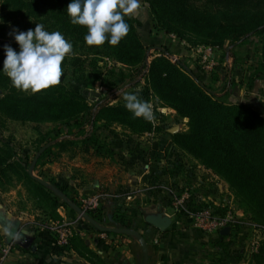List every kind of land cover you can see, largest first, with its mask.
<instances>
[{"label":"rangeland","instance_id":"rangeland-1","mask_svg":"<svg viewBox=\"0 0 264 264\" xmlns=\"http://www.w3.org/2000/svg\"><path fill=\"white\" fill-rule=\"evenodd\" d=\"M34 1H36L35 6L32 5L31 0H0L1 72H3V62L6 58L4 46L9 45L17 52L20 50L14 36L9 35L13 28L19 31L34 30L36 23H38L37 21H39V23L44 24L46 30L57 31V28L51 26L52 20L45 13L47 8H49L47 4L49 1ZM140 2L142 4V11L131 18L137 21L139 35L147 46L144 49L143 62L131 63L130 59L133 53L136 52L135 46L130 39H125L124 41L122 39L116 46L117 50L109 48L105 50L104 45L94 46L93 49H98V51L89 50L85 43L76 40L73 46V54L66 57L62 63L63 75L59 85L63 86L65 90L82 96L87 103H90V101L95 100L110 90H116L117 97L109 105H119V107L128 111L124 107V101L120 93L134 92L139 89L142 99L153 104L154 119L150 122L151 131L142 134H133L130 128L124 124L141 125L144 122L143 120L140 123L130 118V116L124 117L115 113L114 115H110L105 110L104 114L111 116V118L107 120L102 119L98 122L97 133L100 136V140L104 142V146L110 150L111 154L105 153L106 156L112 155L113 157H117L118 155L117 159L121 161V164H125V171L128 170L130 160L133 158L124 156L125 152L123 151H125V146L130 147L134 144L139 146L140 143L149 145L157 144V147L151 149L139 161L138 169L144 170L145 166L150 168L151 171H148V176L145 178L144 183H148V191L154 195L152 199L158 200V204L162 201L163 204H159L161 206L163 205L162 210H157L155 213L149 212L148 209H137L136 211L130 212L127 208L116 206L121 201L125 205L126 200L119 199L116 204L113 203L106 206L105 216L107 220L104 223L97 222L102 225L119 226L112 219L114 211L118 210L119 213L127 214L125 218L130 220L129 223H131L132 227L126 228H134L142 233L144 237L150 236L151 246L147 245V248H149L150 253L155 255L157 249H161L159 248V245L163 243L161 242V238L174 230L179 229L181 232L192 231V233H196L195 231H197L203 235L196 229H194L195 231L192 230V217L189 213H193L194 211L191 209L196 210L208 207L220 216L225 215L228 211L232 219L236 221V231L227 234L229 238L225 239L220 246L218 245L219 250L215 247V256L209 263L264 264V234H261L260 231H255L250 226L252 223L258 224L260 222H254L251 218L253 216L252 213L237 202L233 190L223 177L205 167L199 159L175 143L177 134L188 131V118L181 116L173 107L166 104L158 93L153 90L148 77L149 65L154 58L161 55V50L155 48V46L161 47L160 44H163V42L172 44L173 47L176 44L181 45L185 53L188 52L189 58L187 57V59L192 61V65H198L202 73H206L210 79H215L213 83L207 80V84L215 91H219V87L225 77L221 78L222 82L220 84L216 80L225 71V68L231 64V58L227 57L226 62H228L226 63L223 61L225 57H222L223 50L219 47L215 46L213 48L214 50L208 52L204 50L207 47L204 46L205 44H198L200 46H196L197 44L193 43L194 37L187 35L181 37L174 31H166L159 23L154 21L149 3L145 0H140ZM195 5H199L201 9H204L206 4L203 1H195ZM126 19L131 20L128 17ZM75 28L78 29V35H80L82 40L85 35L84 28L80 25H75ZM248 47L250 56L246 57L244 50ZM260 47L261 43H257L254 46H238L235 48L237 54L244 57L241 62L242 71L239 72L242 80L238 81L241 87L240 89L244 94L248 91L247 87H249V81L253 79V75H256L257 72L264 75V71L257 70V63L260 60ZM205 54L207 56L211 55L209 61H212V64H209V61H205L206 63L202 62L203 60L201 58ZM168 59L170 62L176 63L180 58L176 54H170ZM142 63H146L147 66L138 78L136 77L134 80H131L129 77H126L129 70ZM162 75L164 76V73ZM235 75L236 70L233 71V77L234 79L239 78V76L236 77ZM11 86L10 80H6L4 86H0V96L3 95V89ZM262 99L264 101V95ZM224 101L226 100L224 99ZM256 110L259 111L258 109ZM259 112L264 117V112ZM121 119L125 123L118 121ZM58 123L59 121L55 119L19 120L0 116V147L8 145L15 149L18 157L26 155L28 157L26 164L28 172L33 158L39 149L43 145L51 142L48 146V148L51 147V153L36 160L33 165V173L40 179L47 181L61 193L65 194L63 191L65 190L68 194L65 195L67 197L71 196L73 198L71 200L80 206L78 201L79 195H93L100 192L87 194L75 191L77 185L65 181V174L71 171L75 173L73 167L71 169V163H79L81 160L83 162L87 160L85 163H89V169L92 175L104 173L99 170L100 167H95V163H98L96 162L97 160L87 155L91 151L92 153L90 155L92 157L103 158L105 155L96 153L93 149H90L88 152L83 151L79 140L72 142L65 141L64 138L66 136L61 135L64 129L55 131L60 126ZM67 138H71V136H67ZM63 140L65 141L63 147L59 148L54 146ZM116 145H119V148L114 152ZM112 146L113 148H111ZM118 160H116L117 163L119 162ZM103 161L101 160L102 163ZM54 167L60 168V172H55ZM6 175H0V216L11 218L14 223H18V226L21 223L25 225L29 223L33 227L35 225L34 230L39 229L47 235H51L54 237L55 242L57 236L56 227L65 225L69 220L74 224L73 228L71 227L70 236L73 235L75 228L78 229V233L80 232L79 227L81 226L85 227V229L93 228L79 218L54 191L42 184V189L34 187L32 182L25 179L20 169L9 170L6 172ZM32 180L37 182L34 179ZM184 189H188L189 191L188 197L183 198L186 209H190L187 212L180 208H175L174 205L175 197L182 198ZM157 192L162 194L159 197L160 199L155 197ZM106 196L104 194L100 198L98 206L102 205L101 203H105ZM57 203H63L64 206H58L56 205ZM156 220L163 222L162 227L159 228L155 225ZM256 220L262 221L260 218H256ZM258 225L264 226V223ZM52 226L55 229L51 228ZM239 228L241 230L237 231ZM93 231L98 232L102 237L106 234H113L130 239L132 242L131 245H133L138 254V258L140 259L142 256L138 243L133 241L128 235L98 230ZM259 236L263 238L260 240L257 250H253L252 241L258 239ZM204 237L211 244H215L217 241V236L215 238H209L210 236ZM180 239L183 238L181 237ZM181 243H184V241L181 240ZM7 244L10 245L8 249L10 252L23 248L15 240L7 243L5 234L0 230V257L7 250ZM25 250L27 251V249Z\"/></svg>","mask_w":264,"mask_h":264},{"label":"trees","instance_id":"trees-1","mask_svg":"<svg viewBox=\"0 0 264 264\" xmlns=\"http://www.w3.org/2000/svg\"><path fill=\"white\" fill-rule=\"evenodd\" d=\"M31 1L35 6L36 1ZM38 1H49L47 3L49 8L45 13L52 20L51 26L63 32L73 46L76 40L85 43L67 15V6L71 0ZM145 1L149 3L154 21L166 31H174L181 37L184 35L194 37L193 43L197 44L196 46H200L198 44L217 46L223 50V58L226 56L231 58V65L223 71L225 78L219 91H215L207 84L208 77L200 71L198 65V67L192 65L184 56L176 63L170 62L168 56L176 54L175 51L180 49V45L174 48L163 43L160 44L163 48V51H160L161 55L154 58L149 65L148 77L153 90L166 104L173 107L181 116L188 118V131L177 134L175 143L199 159L205 167L223 177L233 190L237 202L252 213V220L264 223V117L259 112H264V101L249 93L252 88H256V80L264 75L258 72L253 75V79L249 81L250 90L243 98L238 96L239 86L233 77L235 66L242 71L240 65L244 57L237 54L235 48L238 46H254L261 43L257 70L264 71V0ZM195 1H203L206 4L204 9L195 5ZM210 8L212 9L209 10ZM130 19L125 18L130 25V31L123 41L130 39L135 46L136 52L130 59L134 64L143 62L144 49L147 46L139 35L137 21ZM82 27L86 35L87 28ZM103 45L105 50L106 48L117 50L116 46H110L107 42ZM87 47L89 50L98 51L93 49L94 46ZM244 54L246 57L250 56L249 47L245 48ZM146 66V63L138 65L129 70L126 77L131 80L138 78ZM6 80H9L8 77L0 71V86H4ZM115 92L116 90H110L87 103L82 96L65 90L61 85H53L35 94L18 91L11 86L3 89V95L0 96V116L19 120H58L60 126L58 125L55 131L64 129L61 135L66 136L65 141L79 140L83 151L93 149L102 155L111 154L97 133L98 122L111 118L104 114L105 110L110 115L115 113L124 117L130 116L138 122L143 120L144 122H140L142 126L124 124L133 134L151 131L149 121L134 118L132 113L119 105H109L117 97ZM118 121L125 123L123 119ZM64 140L54 146L63 147ZM49 153L51 147L44 149L39 159ZM27 160L26 155L18 157L13 147L1 146L0 175L7 176V171L20 169L26 180L32 182L34 187L42 189L41 184L29 177ZM63 191L67 194L65 190ZM69 198L73 199L71 196ZM56 205L64 206L63 203ZM89 214L98 222L104 223L107 220L102 205L89 211ZM126 215L115 210L112 219L119 226L132 227L130 220L125 218ZM256 218L262 221H257ZM240 230L239 228L237 231ZM227 238L228 235L219 234L216 243L213 244L214 248L217 247L219 250L218 245L220 246ZM145 239L148 240L147 237ZM62 249H72L88 260L101 262L99 255L90 250L76 233H73Z\"/></svg>","mask_w":264,"mask_h":264},{"label":"crops","instance_id":"crops-1","mask_svg":"<svg viewBox=\"0 0 264 264\" xmlns=\"http://www.w3.org/2000/svg\"><path fill=\"white\" fill-rule=\"evenodd\" d=\"M163 43L168 44L169 46L172 45L166 42ZM174 46H176L174 48L178 47L177 44ZM175 52H177L176 55L179 58L182 56L189 58V55L187 54L188 52L185 53V50L181 45L180 49ZM226 59L227 56L223 61L226 62ZM234 70H236L235 76H239V78L234 79L235 83L239 86L238 96L239 98H243L250 88L248 89L247 87L248 91L245 92V94L242 92L240 89L241 87L238 84V81L242 80L238 66H235ZM205 76L208 77L206 73ZM223 77L222 73L219 78H217L216 82L220 84L222 82L221 78ZM208 81L213 83L215 82V79H210V77H208ZM255 84L256 88H252V91L250 90L249 93L257 96L258 99L263 100L264 77H259ZM115 147L114 152L119 148V145H116ZM155 147H157V144L155 143L153 145L140 143L139 146L136 144L130 147L125 146V151H123L125 152L124 156L127 158L133 157L131 159L133 161L129 159L130 165L128 166L127 171L124 169L125 164H121V161L117 159L118 155L117 157L105 155L103 158H99L92 157L90 155L92 151L91 153L88 152L89 155L87 156L95 158L97 160L96 162H98L95 163V167H100L101 169L99 168V170L104 173L92 175L89 169V163L86 164L85 162L87 160L84 159L85 162L81 160L82 162L80 161L79 163H71V169L73 167L75 173H72L70 170V173L65 174V181L77 185L75 191L80 193L84 192L90 194L94 192H103L105 196L107 195L105 203H101L105 210L107 205L113 203L116 204L119 199H125V205L123 204V201H121L116 206L127 208L130 212L136 211L137 209H148L149 212L155 213L157 210H162L163 205L161 206L159 204L163 203L161 201L158 204V200L156 201L154 198L152 199L154 195L148 191V183H144L150 168L145 166L144 170L138 169L139 161H141L142 158ZM111 148H113V146ZM118 152L120 153V151ZM131 153H133V155H131ZM101 160H104L103 163ZM116 160L119 162L117 163ZM54 171L59 173L60 168L54 167ZM156 194L155 197L159 198L162 196L161 193L157 192ZM27 224L28 225H25L24 223L20 224V227L29 233L24 240L18 241L23 248L10 252L3 264H141L142 256L140 259L138 258V254L133 245H131L132 242L130 239L123 236L106 234L102 237L98 232L93 231L95 229H85L83 226L79 227L80 232L78 233V229L75 228L74 233H78L83 239L84 244L87 245L90 250L99 255L101 262H93L80 256L72 249L63 250L62 246L55 242L54 237L47 235L39 229L34 230L33 228L35 225L33 227L29 225V223ZM192 230L195 231L193 228ZM195 232L196 233H192V231L181 232V230L178 229L165 235V237L161 238V242L164 244L161 243L159 245V248L161 249H157L155 255L148 250L149 264H211L209 262L215 256V248L213 244L209 243L210 241H206L204 235L199 234L197 231ZM147 237V245L151 246L150 236ZM181 237L183 239H180ZM181 240L184 241V243H181ZM16 246H18V244H16ZM25 249H27V251Z\"/></svg>","mask_w":264,"mask_h":264},{"label":"clouds","instance_id":"clouds-1","mask_svg":"<svg viewBox=\"0 0 264 264\" xmlns=\"http://www.w3.org/2000/svg\"><path fill=\"white\" fill-rule=\"evenodd\" d=\"M142 11L140 0H71L67 15L73 25L87 28L84 42L87 46H102L107 42L117 46L125 38L131 18ZM19 52L5 45L6 58L3 72L18 91L39 93L59 85L63 75L62 63L73 54V45L60 31H48L43 23H36L34 30L19 31L13 28ZM124 107L134 118L153 121V104L140 96V90L122 92ZM0 230L10 239L24 240L29 233L17 227L11 218L0 216Z\"/></svg>","mask_w":264,"mask_h":264},{"label":"built area","instance_id":"built-area-1","mask_svg":"<svg viewBox=\"0 0 264 264\" xmlns=\"http://www.w3.org/2000/svg\"><path fill=\"white\" fill-rule=\"evenodd\" d=\"M214 47L211 46H207L204 50L211 52ZM211 55L213 56V54L211 53ZM207 56L205 54V56H202V62L206 63L205 61H209V57L211 56ZM212 60V59H211ZM209 64H212V61H209ZM209 67V65H208ZM182 198H177L175 197V201H174V205L175 208H180L183 211H189L190 209H186L183 198L184 197H188L189 195V191L188 189H184L182 192ZM103 193H95L93 195H79V204L80 207L89 212L91 210H94L98 207L99 205V201L100 198L103 196ZM193 210V213H189V215H191L192 217V227L193 229L198 230L200 233H202L204 236H210L209 238H215L216 236H218L220 234V230L223 228H229V232L230 233H234L235 232V223L236 221L232 219V217L230 216V213L227 211L225 213V215L220 216L217 215L216 213H214L213 209L208 208V207H203V208H199V209H191ZM73 222L72 221H67L65 223V225H61L59 227H56V243L60 246L66 245L69 241V238L71 237V227L73 228ZM250 226L255 230V231H260L261 234H264V226L263 225H258V224H250ZM51 228H54L53 226ZM55 229V228H54ZM229 233V234H230ZM264 237V235H263ZM261 236L258 237V239H255L252 241V249L253 250H257L260 240L263 238ZM7 250L4 251V253L1 255L0 257V262H2L1 264L4 263V261L6 260L8 254L10 253V251H8V249L10 248V245L7 244L6 245Z\"/></svg>","mask_w":264,"mask_h":264},{"label":"water","instance_id":"water-1","mask_svg":"<svg viewBox=\"0 0 264 264\" xmlns=\"http://www.w3.org/2000/svg\"><path fill=\"white\" fill-rule=\"evenodd\" d=\"M155 48L163 51L162 47L155 46ZM51 144V142L43 145L38 153L34 156L33 161L28 169V173L32 179L37 181L38 183L48 187L52 191H54L61 199L64 201L70 209L83 221H85L87 224L93 227V229L98 230V231H103V232H112V233H122L126 234L129 237L132 238L133 241L137 242L140 249H141V254H142V261L141 264H149V254H148V248H147V242L142 233L137 231L134 228H126V227H119L115 225H102L98 223L95 219H93L89 213L85 210H83L79 205H77L74 201H72L69 197H67L65 194L61 193L58 189L55 187L51 186L47 181H44L37 177L33 173V165L36 162V160L39 158L40 154L43 152L44 149L48 148V146ZM152 223V222H150ZM154 223V222H153ZM17 227L18 223H15ZM155 225L158 226L159 228L162 227L163 222L161 220H156ZM229 233V228H223L220 230V235H227ZM6 242L9 243L12 241V239L8 238L5 235Z\"/></svg>","mask_w":264,"mask_h":264}]
</instances>
